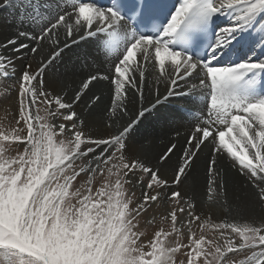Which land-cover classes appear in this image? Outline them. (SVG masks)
I'll list each match as a JSON object with an SVG mask.
<instances>
[{
    "label": "snow or ice",
    "instance_id": "1",
    "mask_svg": "<svg viewBox=\"0 0 264 264\" xmlns=\"http://www.w3.org/2000/svg\"><path fill=\"white\" fill-rule=\"evenodd\" d=\"M25 2L26 17L40 9L49 18L42 26L33 19L31 30L21 20L13 35L0 41V78H7L9 68L15 72L22 51L35 54L43 41L52 51L35 70L29 64L20 71L17 127L0 130V264H264V222L213 223L179 190L211 143L207 201L226 200L227 173L216 167L218 158H225L264 208V28L255 31L264 24V0H176L171 8L164 0ZM12 3L3 0L5 7ZM220 17L230 22L221 27L216 24ZM85 40L97 54L94 59L115 54L109 74H88L70 99L49 91V68ZM148 73L165 84L166 94L157 87L155 102L146 104ZM100 81L110 85L108 128L115 124L116 130L93 136L76 108ZM129 93L139 104L131 115ZM173 96L195 106L183 112L198 115L183 142L170 143L160 155L167 163L181 153L173 177L166 178L159 167L126 154L143 120ZM100 100L93 95L86 109ZM124 117L128 120L121 124ZM171 118L157 117L162 125ZM11 147L23 151L12 156ZM81 176L87 179L76 187ZM97 176L103 183L94 187ZM129 187L141 188L142 199L134 201ZM155 203L172 204L162 217V223L170 219V230L160 227L144 244L139 218ZM182 215L188 217L182 225L188 229L187 244L177 227ZM155 222V217L147 221ZM195 222L199 237L192 229ZM209 228L218 238L204 234ZM170 237L175 246L168 245Z\"/></svg>",
    "mask_w": 264,
    "mask_h": 264
},
{
    "label": "bare ground",
    "instance_id": "2",
    "mask_svg": "<svg viewBox=\"0 0 264 264\" xmlns=\"http://www.w3.org/2000/svg\"><path fill=\"white\" fill-rule=\"evenodd\" d=\"M22 4H24L25 7L27 6L25 0H13L11 5L5 7L3 6V0H0V41L13 35L17 28L21 27V20H25L23 27L31 30V28L34 27L32 24L33 19L37 25L42 26L43 23L47 21L46 18H49L48 14L42 12L40 9H35L37 12L35 16L30 12L26 17L24 14V7L21 6ZM43 20L44 22H40ZM35 30L37 33L39 32L38 27L35 28ZM51 51L52 47L47 41L41 42L35 54H33L30 49L22 51L19 62L15 65V69L20 70L24 66L30 64L32 69L35 70L38 65L49 58ZM89 51H93V56L85 58V54ZM96 55L97 54L92 49V45L88 40L80 42L78 47L74 46L71 50H65L63 55L55 60L54 64L49 68L45 75V81L49 85L48 90L57 95L64 96L66 99H70L74 92L80 88L81 80L88 74L97 73L98 71L103 74H109L110 62L115 54H112L107 60L103 54H100L99 59H94L93 57ZM11 70L12 69L9 68L8 73H11ZM154 78V73H148L146 75L144 87L146 104L149 101L154 103L156 98L155 89L157 87L162 95L166 94L165 86L162 83L157 84ZM13 81L14 78H10L0 83L1 85L4 84V86L11 88V86H13ZM93 95L100 96L101 100L95 108L89 111L85 106ZM171 98H174H169L173 101L177 99L176 97ZM4 99L6 100L5 106L8 110H12V105L15 101H12L11 98ZM110 102V85L108 81H100L91 89L88 95L83 98V101L76 108L77 112L80 113L81 117L85 120L87 125L86 131L93 136H105L109 131L114 132L116 130L115 124H113L111 129L108 128V125L111 122L109 113L107 112V108L110 107ZM126 107L130 115L139 108L138 99L134 101L131 93H129V100L126 103ZM189 107L195 108L193 105H189ZM157 108L159 109V113L171 114L172 118L167 125H162L158 121L157 117L159 113H155L143 120L134 134L137 142L126 155L131 160H139L159 167L161 174L164 177L171 178L174 175L177 158L181 153L177 151L167 163H162L159 160V157L170 146V143H177L179 146L183 142L185 136L190 133V125L194 123V120L192 121L188 114H177L163 105H158ZM127 120L128 117H124L119 122L123 124L126 123ZM183 131L184 133L182 136H177V132L180 134V132ZM208 145H211V143ZM211 147L212 146H205L203 148L199 154V158L196 159L195 164L189 170L188 176L179 186V190L184 194L185 199L195 201L199 207L203 203L206 206L209 205L208 207L211 212H218V214L227 221L232 222L248 219L254 221L257 225L264 222V208H261L256 204L255 190L251 188L243 176L231 172L232 168L227 164L222 168V170L227 173L225 176L227 200L217 198L213 202L207 201L206 184L208 177L205 176L207 175V173L205 174V171L206 161L210 157ZM219 159L220 158H218V160ZM161 209L160 207L157 209L156 204H153L148 209V214L146 213L144 215H147V217L150 218L151 215L162 212Z\"/></svg>",
    "mask_w": 264,
    "mask_h": 264
},
{
    "label": "rangeland",
    "instance_id": "3",
    "mask_svg": "<svg viewBox=\"0 0 264 264\" xmlns=\"http://www.w3.org/2000/svg\"><path fill=\"white\" fill-rule=\"evenodd\" d=\"M21 70L22 69H20V70H16L15 69V72H13V70H11V73H8L7 78H0V82L4 81L6 79L14 78V81H13V84H12L13 86H11V88H8L7 86H4V84L1 85V83H0V130H3V131L10 132L12 128L17 127L15 121H16V119H18V113H19V104H18V99H17L18 76H19V73H20ZM154 80H155V78H154ZM162 84L165 86L164 83H162ZM4 95H5V97H4ZM4 98H11L12 101H15V103L12 105L13 106L12 110H8V108L5 106L6 100ZM170 99H174V98H170ZM170 99L168 101H166V102H163L162 105L164 107H166L167 109L171 110L172 112H175L176 109L173 106H171V105L179 103L180 102L179 98L175 99V101L170 100ZM184 105L189 106V104H186V103H184ZM39 107L41 109H43L44 106L43 105H39ZM40 114L43 115V111H41ZM190 117H191L190 119L193 121L194 120L193 119L194 116L193 117L190 116ZM57 123H59V121H57ZM183 133H184V131L180 132V136H182ZM207 146H211V145H207ZM17 151H23V148L20 147L19 149H17L15 147H11V148H9V153L8 154L14 156V155H16ZM218 163H217L216 167L219 168V169H222L224 165L226 166V164L231 167V161L227 160L225 158H220L218 160ZM231 172L238 173L233 168H232ZM206 173H207V168H206L205 174ZM205 176L208 177V175H205ZM86 179H87L86 177L81 176L80 178H78L77 182H75V186L79 187L81 184H83L85 182ZM102 183H103V180L99 176H97L96 180L94 181V187H99ZM207 184H208V181H207ZM207 184H206V186H207ZM126 187H128V186H126ZM206 190H207V187H206ZM133 191L135 193V195L133 197L134 201L142 199V189L141 188L137 187L135 189H132V188L129 187V194L130 195L132 194ZM226 200H227V198H226ZM191 201L196 206V209H197V210L195 209L196 212L198 214H200L201 216H203L204 218H211L213 223H219V222L225 220V218L223 219V217L220 214H218V212H211V210L208 207L209 205L206 206L203 203L199 207L198 204H196L195 201H193V200H191ZM155 204L157 206V209L159 207H160V209L162 208L161 209L162 212H160L158 214H153V215H151L150 218H148L147 215L142 214L144 216L139 218L138 230L141 233H143V235L141 236L140 242L144 243V244H147L152 239V237L154 235V232L156 230H159L160 227H163L165 230H170V224H171L170 219L162 223V217H164L166 215V209H170L172 207V204H170V203H168V204L155 203ZM153 217H155L156 222L154 224L149 225L147 223V221L153 219ZM187 219H188V217L186 215H182V216L179 217L178 222H177V227H181L182 228V232L184 233L182 242L185 243V244L188 243L187 236L189 235V233H188L187 227H182V225H183L184 222H186ZM229 222H231V221H229ZM192 229L196 233V236L199 237V235L201 234V229L199 228V222L193 223ZM204 234L208 238H213V237L218 238V234L215 233L210 228L209 229H205L204 230ZM220 243H223V241L220 240ZM168 245L169 246H175V238L174 237H170L169 238ZM183 251L186 252L187 249H184ZM178 256H181V254H178ZM181 258H182V256H181ZM238 258H242V257H238Z\"/></svg>",
    "mask_w": 264,
    "mask_h": 264
}]
</instances>
